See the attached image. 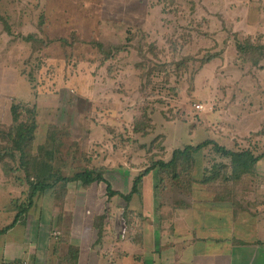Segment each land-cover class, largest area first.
Instances as JSON below:
<instances>
[{
  "label": "rangeland",
  "instance_id": "obj_1",
  "mask_svg": "<svg viewBox=\"0 0 264 264\" xmlns=\"http://www.w3.org/2000/svg\"><path fill=\"white\" fill-rule=\"evenodd\" d=\"M247 38L264 43V0H0V96L9 107H35L33 152L57 129L63 175L85 167L108 176L124 170L132 188L153 160L208 139L264 153V61L255 66L256 55L238 52ZM184 58L191 60L177 67ZM136 122L146 131L136 132ZM13 128L2 118L0 189L12 194L0 192V207L27 198ZM262 159L239 182L203 185L202 168L228 162L209 146L197 156L199 168L180 167L178 180L154 170L140 189L197 187L249 199L264 191ZM105 190L104 183L70 184L53 202L106 205Z\"/></svg>",
  "mask_w": 264,
  "mask_h": 264
},
{
  "label": "crops",
  "instance_id": "obj_2",
  "mask_svg": "<svg viewBox=\"0 0 264 264\" xmlns=\"http://www.w3.org/2000/svg\"><path fill=\"white\" fill-rule=\"evenodd\" d=\"M3 99L7 95L0 96V123L13 122L14 104ZM120 171L112 176L106 171L105 177L113 190L127 195L130 173ZM1 191L12 194V188ZM157 192L139 187L128 202L121 195L109 198L105 190L107 204L92 207L55 204V191L47 190L17 223L19 204L10 199L0 207V231L10 227L0 234V264H264V191L249 199L197 187ZM162 195L169 200L158 203ZM46 196L52 202L43 203Z\"/></svg>",
  "mask_w": 264,
  "mask_h": 264
},
{
  "label": "trees",
  "instance_id": "obj_3",
  "mask_svg": "<svg viewBox=\"0 0 264 264\" xmlns=\"http://www.w3.org/2000/svg\"><path fill=\"white\" fill-rule=\"evenodd\" d=\"M121 49V46L118 47ZM238 52L242 55L254 54L252 62L255 66H260L264 61V43L254 42L251 38H247L243 43L237 44ZM141 54V51H140ZM111 57V53H109ZM218 55L212 54L204 57L201 60V64L208 63L216 58ZM244 56V57H245ZM246 58V57H245ZM250 58V57H249ZM191 58H184L177 64V67L183 68ZM247 60V59H245ZM249 60V59H248ZM247 60V61H248ZM145 64H141L144 67ZM187 66V64H186ZM23 107L20 104L13 106V124L12 129L13 136L11 138L14 149L21 152V164L22 168L26 172V185H27V198L24 202L18 205V214L15 223L21 220L33 207L35 199L47 190H54L56 196L60 193L61 196H65L70 184H80L84 188H90L95 183H104L109 198L116 195H121L128 202L131 200L133 194L138 193L140 184L144 177L148 176L152 171L157 170L160 174L172 173L173 179H180L179 168L182 167L189 170L190 165L198 164L197 156L205 148L212 146L219 156L228 160L225 163H218L213 168H202L203 171H210L209 174L204 173L201 178L203 184H212L220 182L241 181L245 175L252 174L255 171L257 163L264 158L262 155H255L251 150H235L230 149L227 146L221 145L215 140H205L199 143L197 146L187 145L184 148L176 149L173 152L171 160L168 162L163 160H153L149 167L139 173L135 178L132 191L127 195H123L113 190L112 184L105 177V169L102 168H83L78 170L73 175H63L61 167L57 166V163H61L59 157L60 146L62 142L57 139V129L52 127L50 130L49 138L44 145H41L36 152L31 150L32 142L35 138V132L38 128L37 115L35 113V107ZM23 113L30 114L24 118ZM24 118V119H22ZM144 120L147 119V115H144ZM146 126L139 122L135 123L136 132H145ZM11 133V134H12ZM199 168V166H197ZM196 167V168H197ZM225 197V196H224ZM102 220V219H101ZM10 227L4 228L0 231V234L6 232Z\"/></svg>",
  "mask_w": 264,
  "mask_h": 264
},
{
  "label": "built area",
  "instance_id": "obj_4",
  "mask_svg": "<svg viewBox=\"0 0 264 264\" xmlns=\"http://www.w3.org/2000/svg\"><path fill=\"white\" fill-rule=\"evenodd\" d=\"M201 106H198V108H200Z\"/></svg>",
  "mask_w": 264,
  "mask_h": 264
}]
</instances>
